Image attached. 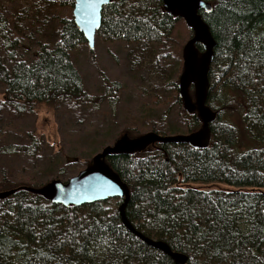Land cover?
Returning <instances> with one entry per match:
<instances>
[{
	"label": "trees",
	"instance_id": "1",
	"mask_svg": "<svg viewBox=\"0 0 264 264\" xmlns=\"http://www.w3.org/2000/svg\"><path fill=\"white\" fill-rule=\"evenodd\" d=\"M43 1L56 10L55 33L35 44L0 4V102L22 112L60 100L99 107L110 97L114 109L121 86L107 79L104 95L88 93L73 59L87 43L72 15L75 0ZM206 1L212 9L200 13L217 42L207 100L217 117L210 124L209 145L156 142L135 153L110 155L108 161L131 188L130 222L186 253L188 264H264V0ZM64 7L71 13L62 15ZM178 19L183 18L165 11L162 0H113L104 5L97 31L106 40L149 46L161 54L171 78L175 75L170 95H153L152 105L141 107L153 112L160 104H178L180 128L160 124L170 108L152 126L163 135L193 132L202 124L179 96ZM131 123L122 130L141 129ZM6 134L1 128L0 157L36 156L42 147L38 137L30 144L5 143ZM60 170L64 179L70 177ZM47 182L31 176L16 183L0 166V192ZM122 200L67 207L17 189L0 198V264H175L126 228L118 210Z\"/></svg>",
	"mask_w": 264,
	"mask_h": 264
},
{
	"label": "rangeland",
	"instance_id": "2",
	"mask_svg": "<svg viewBox=\"0 0 264 264\" xmlns=\"http://www.w3.org/2000/svg\"><path fill=\"white\" fill-rule=\"evenodd\" d=\"M0 4L7 15L15 18L12 19L16 24L25 28L27 35H32L31 43L54 36L56 10H50L43 0H0ZM71 11L69 7H64L61 14ZM191 35L185 21L178 19L175 36L183 42V47ZM73 59L88 93L104 95L107 79L121 86L116 105L114 109L111 107L110 97L103 100L99 107L60 100L54 106L44 104L19 112L0 102V129L7 133L5 143L30 144L36 137L42 141L36 156L12 153L0 157V166L16 183L29 182L31 176L48 182L54 178L64 179L60 169L65 175L72 176L89 165L103 147L120 137L118 130L131 122L138 123L141 128L138 133L131 131L132 134L156 132L152 126L161 120L165 108L171 111L160 124L180 128L176 102L157 105L153 112L141 109L146 101L148 107L152 105L153 95H158L160 99L170 95V83L175 79V75L171 78V72L164 68L161 54L153 52L149 46L106 40L96 34L94 49L83 43L74 51Z\"/></svg>",
	"mask_w": 264,
	"mask_h": 264
},
{
	"label": "water",
	"instance_id": "3",
	"mask_svg": "<svg viewBox=\"0 0 264 264\" xmlns=\"http://www.w3.org/2000/svg\"><path fill=\"white\" fill-rule=\"evenodd\" d=\"M112 1L75 0L72 15L91 49H94L95 37L102 24L103 7ZM162 2L165 11L174 18H183L193 31L182 50L183 66L178 81V90L186 110L190 113L195 112L200 118L202 122L200 129L190 133L166 135L153 131L139 135L124 133L112 144L103 147L94 155L89 165L68 179L54 178L37 188L19 186L0 192V198L14 193L19 188L39 193L47 200L67 207L121 197L123 200L118 210L124 225L150 246L168 254L175 264H188L189 256L186 253L175 251L165 241L143 234L130 222L126 208L131 198V189L108 161L110 155L135 153L145 150L156 142H186L194 147L209 145L210 124L217 117V112L207 103L210 89L209 74L217 42L200 10L209 11L212 9V4L206 0H162ZM198 44L202 45L203 50L198 47ZM192 84L194 95L190 91Z\"/></svg>",
	"mask_w": 264,
	"mask_h": 264
},
{
	"label": "flooded vegetation",
	"instance_id": "4",
	"mask_svg": "<svg viewBox=\"0 0 264 264\" xmlns=\"http://www.w3.org/2000/svg\"><path fill=\"white\" fill-rule=\"evenodd\" d=\"M145 103H147V102H145ZM182 105L184 106V103H183V101H182ZM191 113H195V112H191ZM125 127V126H124ZM123 129V128H122ZM122 129H120L118 132H117V135H122V134H124V133H131V135H137V134H132V132L130 131L132 128H128V129H126V130H122ZM139 130V129H138ZM141 130V129H140ZM132 131L133 132H135V133H138L137 131H134L133 129H132Z\"/></svg>",
	"mask_w": 264,
	"mask_h": 264
},
{
	"label": "bare ground",
	"instance_id": "5",
	"mask_svg": "<svg viewBox=\"0 0 264 264\" xmlns=\"http://www.w3.org/2000/svg\"><path fill=\"white\" fill-rule=\"evenodd\" d=\"M127 228V227H126ZM166 254V253H165Z\"/></svg>",
	"mask_w": 264,
	"mask_h": 264
}]
</instances>
